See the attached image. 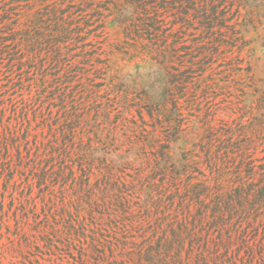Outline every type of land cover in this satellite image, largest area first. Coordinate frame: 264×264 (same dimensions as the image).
Here are the masks:
<instances>
[{
	"label": "rangeland",
	"instance_id": "374dc122",
	"mask_svg": "<svg viewBox=\"0 0 264 264\" xmlns=\"http://www.w3.org/2000/svg\"><path fill=\"white\" fill-rule=\"evenodd\" d=\"M0 264H264V0H0Z\"/></svg>",
	"mask_w": 264,
	"mask_h": 264
}]
</instances>
